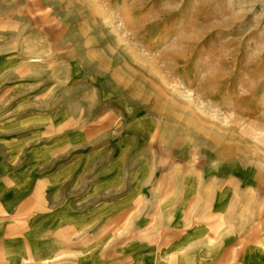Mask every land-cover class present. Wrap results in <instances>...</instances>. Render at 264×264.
Masks as SVG:
<instances>
[{
  "label": "rangeland",
  "instance_id": "374dc122",
  "mask_svg": "<svg viewBox=\"0 0 264 264\" xmlns=\"http://www.w3.org/2000/svg\"><path fill=\"white\" fill-rule=\"evenodd\" d=\"M49 3L46 56L0 88L23 148L0 160L129 209L215 216L264 261V0Z\"/></svg>",
  "mask_w": 264,
  "mask_h": 264
},
{
  "label": "crops",
  "instance_id": "0c3cea01",
  "mask_svg": "<svg viewBox=\"0 0 264 264\" xmlns=\"http://www.w3.org/2000/svg\"><path fill=\"white\" fill-rule=\"evenodd\" d=\"M50 1L0 0V88L23 82L31 62L46 56V29L62 22ZM30 25L42 36L32 38ZM6 99L0 97V154L20 153V141L8 139L21 135ZM35 169L0 160V264H264L241 257L238 236L215 216L202 222L185 205L169 203L129 209Z\"/></svg>",
  "mask_w": 264,
  "mask_h": 264
}]
</instances>
